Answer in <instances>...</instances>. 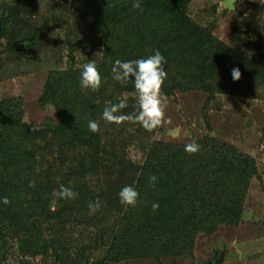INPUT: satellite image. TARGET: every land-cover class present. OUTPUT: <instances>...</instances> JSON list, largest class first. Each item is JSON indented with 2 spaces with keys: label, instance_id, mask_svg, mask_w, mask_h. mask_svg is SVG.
<instances>
[{
  "label": "trees",
  "instance_id": "trees-1",
  "mask_svg": "<svg viewBox=\"0 0 264 264\" xmlns=\"http://www.w3.org/2000/svg\"><path fill=\"white\" fill-rule=\"evenodd\" d=\"M35 1L14 0L8 16L0 15V46L5 41L7 51L25 59L31 58L37 36L29 32L21 38L16 24ZM54 1L52 20L67 23V6L79 0ZM190 2L141 0L142 10L134 9L132 0H104L100 9L86 4L82 14L90 21L94 49L88 60H96L102 82L96 91L82 90L81 66L74 64L50 73L40 103L57 110L56 124L33 129L23 121L22 99L0 98V197L9 200L0 202V264L12 255L18 264L30 259L58 264L61 254L83 264H161L167 257H193L201 234L241 223L252 182L261 178L253 157L209 135L192 142L199 145L194 153L184 150L186 144L150 139L145 161L136 164L127 159L125 142L152 137L159 126L148 131L135 121L111 124L102 118L106 101L116 103L135 91L131 80L112 79L113 62L146 57L154 49L167 60L164 97L199 91L209 96V104L220 95L258 96L264 60L227 46L192 20ZM19 44L27 53L16 51ZM3 62L0 51V71ZM233 67L240 68L239 81L231 76ZM127 103L121 111L138 107L134 98ZM89 120L98 122L97 132L88 129ZM127 125L136 127L129 139L121 130ZM60 185L71 187L75 198H61ZM125 185L139 192L135 205L120 203ZM97 199L101 206L93 211L89 204ZM99 251L104 255L96 258Z\"/></svg>",
  "mask_w": 264,
  "mask_h": 264
},
{
  "label": "rangeland",
  "instance_id": "rangeland-1",
  "mask_svg": "<svg viewBox=\"0 0 264 264\" xmlns=\"http://www.w3.org/2000/svg\"><path fill=\"white\" fill-rule=\"evenodd\" d=\"M224 1L191 0L189 16L211 30L227 46H238L240 51L264 60V0H238L233 11L223 7ZM13 3L14 0H0L3 18L8 16L9 6ZM54 3V0H36L23 13V22L16 24L21 38L29 32L37 36L30 59L7 51L5 41L0 46L4 61L0 71V98L22 99L23 121L33 129H42L50 121L57 123V110L40 103L49 74L67 69L72 64L82 66L94 54L89 41L92 37L88 31L90 21L83 19L82 13L86 4L92 9H100L104 0H79L69 4L63 14L67 23L57 24L51 17ZM257 87V97L220 95L209 104V96L205 93L177 92L171 98L165 97V118L154 136L143 135L125 142L127 159L142 164L150 139L189 144L210 135L253 157L259 168L261 178L252 182L242 221L237 227L221 226L212 235L201 234L193 257H167L161 264H264V85ZM134 92L124 94L122 99L137 101ZM126 127L121 130L123 138L129 139L136 127ZM103 137L107 142V129L103 131ZM144 144L146 147L142 146ZM103 255L104 252L99 251L95 257ZM221 255L224 257L219 262ZM216 256L219 257L216 259ZM5 264H18V260L12 255ZM29 264L43 263L30 259ZM121 264L157 263L137 260Z\"/></svg>",
  "mask_w": 264,
  "mask_h": 264
},
{
  "label": "clouds",
  "instance_id": "clouds-1",
  "mask_svg": "<svg viewBox=\"0 0 264 264\" xmlns=\"http://www.w3.org/2000/svg\"><path fill=\"white\" fill-rule=\"evenodd\" d=\"M132 7L142 10L141 0H132ZM101 54L97 53L96 55ZM166 66L167 60L159 49H154L146 57L132 60L116 59L111 67L112 79L121 84L131 80L135 88L133 95L137 97L138 107H133L126 113L121 111L128 107L126 99H120L116 103L106 101V106L102 112L103 120L116 124L124 121H135L148 131L157 128L165 118V97L162 92V85H164L168 76ZM231 76L234 81H239L241 78L240 68L233 67L231 69ZM79 77L82 90L91 89L92 91H96L99 89L102 77L95 59L88 60V62L81 66ZM98 128L99 124L96 120H89L88 129L91 132H97ZM184 150L189 153H194L199 150V145L189 143L185 145ZM149 181L154 186L157 181V176H150ZM76 195L77 193L71 187L60 185L59 196L61 198L70 199L75 198ZM118 195L121 204L135 205L140 194L132 185H125L120 189ZM0 202L7 205L9 203L8 197H0ZM100 206L99 199L94 204H89V208L93 211ZM152 208L153 210L158 209L159 203L153 202Z\"/></svg>",
  "mask_w": 264,
  "mask_h": 264
},
{
  "label": "water",
  "instance_id": "water-1",
  "mask_svg": "<svg viewBox=\"0 0 264 264\" xmlns=\"http://www.w3.org/2000/svg\"><path fill=\"white\" fill-rule=\"evenodd\" d=\"M238 0H225L223 2V7L225 9H228V10H235V6H236V3H237ZM16 51H21V52H26L27 53V50L25 48V46L23 44H19L17 47H16ZM224 256L221 255V258L218 260L219 262L222 260ZM59 263L60 264H83V260L81 258L79 259H72L70 257H68L67 255H63L61 254L59 256Z\"/></svg>",
  "mask_w": 264,
  "mask_h": 264
}]
</instances>
